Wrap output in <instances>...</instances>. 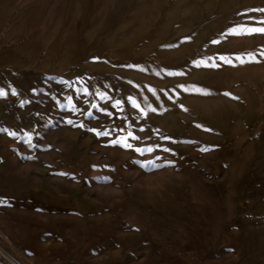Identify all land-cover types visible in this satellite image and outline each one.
<instances>
[{"label": "rangeland", "instance_id": "1", "mask_svg": "<svg viewBox=\"0 0 264 264\" xmlns=\"http://www.w3.org/2000/svg\"><path fill=\"white\" fill-rule=\"evenodd\" d=\"M257 28L264 0H0V264H264Z\"/></svg>", "mask_w": 264, "mask_h": 264}, {"label": "snow or ice", "instance_id": "2", "mask_svg": "<svg viewBox=\"0 0 264 264\" xmlns=\"http://www.w3.org/2000/svg\"><path fill=\"white\" fill-rule=\"evenodd\" d=\"M249 32H252V31H259V32H264V28H257V29H249L248 30ZM262 55H264V53H262ZM254 59V58H253ZM230 62V61H229ZM243 62V61H242ZM199 91V90H198ZM106 135V133H104ZM150 150V149H149Z\"/></svg>", "mask_w": 264, "mask_h": 264}]
</instances>
